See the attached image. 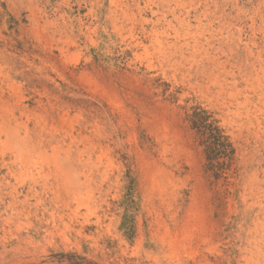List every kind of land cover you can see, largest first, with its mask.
I'll return each mask as SVG.
<instances>
[{
    "label": "rangeland",
    "instance_id": "374dc122",
    "mask_svg": "<svg viewBox=\"0 0 264 264\" xmlns=\"http://www.w3.org/2000/svg\"><path fill=\"white\" fill-rule=\"evenodd\" d=\"M263 88L264 0H0V264H264Z\"/></svg>",
    "mask_w": 264,
    "mask_h": 264
},
{
    "label": "bare ground",
    "instance_id": "6f19581e",
    "mask_svg": "<svg viewBox=\"0 0 264 264\" xmlns=\"http://www.w3.org/2000/svg\"><path fill=\"white\" fill-rule=\"evenodd\" d=\"M230 2V1H229ZM125 4V3H124ZM175 12V11H174ZM118 14V13H117ZM162 15V14H161ZM212 16V15H211ZM232 24V23H231ZM183 27V26H182ZM168 32V31H167ZM258 32V31H257ZM242 34V33H241ZM254 35V34H253ZM240 38V37H239ZM244 38V37H243ZM222 40V39H221ZM241 41V40H240ZM261 41V40H260ZM161 42V41H160ZM220 43V42H219ZM259 44V43H258ZM256 45V44H255ZM248 46V45H247ZM189 47V46H188ZM210 48H211V46H210ZM251 48V47H250ZM212 49V48H211ZM247 50V49H246ZM209 50L207 49V52H208ZM246 52V51H245ZM234 53V52H233ZM210 53L208 52V55H209ZM249 54H250V56L251 57H253L254 56V54H253V52L251 51V50H249ZM259 55H260V53H259ZM248 56V55H247ZM210 57V56H209ZM257 57V56H256ZM255 57V58H256ZM260 57V56H259ZM215 58V57H214ZM261 58V57H260ZM220 62V61H219ZM234 64V63H233ZM239 65V64H238ZM248 69V68H247ZM256 74H258V72L256 73ZM244 77V76H243ZM252 78V77H251ZM257 78V77H256ZM261 79V78H260ZM257 80V79H256ZM216 81H218V80H216ZM224 81V80H223ZM226 82V81H225ZM258 82H259V80H258ZM257 83V82H256ZM258 84V83H257ZM221 85V84H220ZM223 85V84H222ZM261 85V84H260ZM262 89V88H261ZM264 89V88H263ZM257 112V111H256ZM256 116V115H255ZM262 120V119H261ZM257 124V123H256ZM258 124H259V122H258ZM261 128V127H260ZM263 128V127H262ZM261 132V131H260ZM259 137V136H258ZM262 137H264V136H262ZM58 145V144H57ZM263 209V208H262ZM256 244H258V243H256ZM260 246V245H259ZM256 249V248H255ZM259 252V251H258ZM263 255V254H262ZM254 256V255H253ZM258 256V255H257ZM264 256V255H263ZM253 264V263H252Z\"/></svg>",
    "mask_w": 264,
    "mask_h": 264
}]
</instances>
